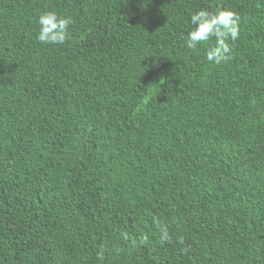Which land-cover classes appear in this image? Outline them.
<instances>
[{
	"label": "trees",
	"instance_id": "trees-1",
	"mask_svg": "<svg viewBox=\"0 0 264 264\" xmlns=\"http://www.w3.org/2000/svg\"><path fill=\"white\" fill-rule=\"evenodd\" d=\"M0 264H264V0H0Z\"/></svg>",
	"mask_w": 264,
	"mask_h": 264
},
{
	"label": "clouds",
	"instance_id": "clouds-1",
	"mask_svg": "<svg viewBox=\"0 0 264 264\" xmlns=\"http://www.w3.org/2000/svg\"><path fill=\"white\" fill-rule=\"evenodd\" d=\"M37 41L42 45H63L70 37L69 27L72 18L61 15L54 10H46L37 15ZM192 26L185 37L188 49L196 51L198 46L207 45L205 49L208 62L219 65L232 59V49L229 41L235 42L240 35V16L231 9L219 8L208 11L201 8L190 15ZM214 38V43L212 40ZM161 240H168L166 227L161 228Z\"/></svg>",
	"mask_w": 264,
	"mask_h": 264
}]
</instances>
